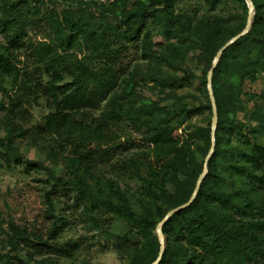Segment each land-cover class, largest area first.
Here are the masks:
<instances>
[{
    "label": "trees",
    "instance_id": "obj_1",
    "mask_svg": "<svg viewBox=\"0 0 264 264\" xmlns=\"http://www.w3.org/2000/svg\"><path fill=\"white\" fill-rule=\"evenodd\" d=\"M178 1L135 0L129 7V0H115L111 12L120 8L121 27L113 36L114 42L141 40L143 48L150 49L154 45L153 31L158 29L162 35L176 40L171 47L174 56L183 57V51L194 49L198 51V59L210 68L221 47L245 29L247 20L244 17L240 22H232L241 16H225L216 11H207L197 17L176 13L174 6ZM207 1L215 10L217 0ZM238 1L246 10L245 0ZM252 1L257 12L249 31L223 51L213 69L211 82L218 123L215 149L207 162L208 172L194 200L163 223L166 245L158 264H245L242 256L250 246L256 254L264 255V143L261 140L264 136V92H250L243 87L244 79H255L264 69V0ZM77 22L71 13L65 16V24L59 32L61 44L72 47L87 35L88 29ZM20 33L25 35L22 29ZM98 38L96 40L107 42L105 36ZM15 41L17 37L12 38L11 43ZM7 67L8 61L1 57L0 77ZM44 75L47 74L39 70L27 71L16 97L7 92L0 80V93L9 98L6 103L1 101L7 108L6 137L18 135L36 142L51 137L61 150H72L73 162L83 173L92 174L115 157L119 145L115 139L123 108L120 97L113 95L115 73L106 65L101 72L85 70L82 76L74 75L71 81L64 83L49 75L50 79H44ZM199 80L206 101L185 107L177 125H183L194 114L207 109L213 111L206 75ZM125 82L122 97L126 101L136 94L137 81L131 77ZM158 82L161 86H174L172 80L159 78ZM30 98L33 102L43 99L49 107L44 121L35 130L19 126L10 117L13 114L25 122L31 121L32 115L26 107ZM251 99L255 100L249 108L246 101ZM163 108L154 101L145 108L131 107L129 110L133 123L138 127L147 125L143 139L155 147L158 159L154 164L162 168L155 190L150 192L154 208L137 211L131 200L121 193H117L119 202L110 197L104 201L107 208L128 219L142 233L139 245L129 247L131 264H152L158 258L161 242L154 229L167 210L191 198L212 146L209 125L198 126L178 136L173 133L175 126L170 123L171 117L162 114ZM0 143L3 144L1 139ZM132 161L137 160L133 158ZM26 164L29 167L37 165L34 161ZM48 172L55 182L61 181L54 171ZM227 177L233 181L243 179V188L229 190ZM98 201L94 200V204ZM59 231L56 219L48 230L49 237ZM19 241V238H12L11 249L0 252L3 264H18L19 249H25L33 257L38 251L36 246L47 243L29 237L22 238V244ZM126 241L128 238L116 237L118 245ZM77 247V243L66 242L57 249L64 255H72Z\"/></svg>",
    "mask_w": 264,
    "mask_h": 264
},
{
    "label": "rangeland",
    "instance_id": "obj_2",
    "mask_svg": "<svg viewBox=\"0 0 264 264\" xmlns=\"http://www.w3.org/2000/svg\"><path fill=\"white\" fill-rule=\"evenodd\" d=\"M114 1L0 0V58L8 61L0 80L11 96L19 93L27 71L39 70L47 74L44 79L50 77L64 83L71 81L74 75L82 76L85 70L101 72L109 65L116 79L113 95L120 97L123 108L115 139L119 144L115 157L94 173L86 174L73 162L72 150H61L51 137L37 142L18 135L7 139V108L1 101L6 103L9 98L0 93V139L3 142L0 143V252L11 249L12 238H19L20 244L24 237L47 242L36 246L38 251L33 257L25 249H19L18 264H131L129 247L139 245L142 233L128 219L107 208L104 201L110 197L119 202L117 193H121L131 200L137 211L154 208L150 192L155 190L162 168L154 164L158 159L155 147L143 139L147 125L138 127L133 123L130 108H145L156 101L165 108L162 114L171 117L170 123L175 126L173 133L178 136L198 126L212 128L213 111L208 109L190 116L183 125L177 123L185 107L206 101L199 78L206 75L209 85L214 62L208 68L194 49L183 51V57L177 58L171 48L176 40L162 35L158 29L153 31L154 45L150 49H144L141 40L114 42L113 36L121 27L120 8L111 12ZM245 2L246 10L238 0H217L212 10L207 0H180L174 10L192 17L207 11L225 16L240 15L241 19L236 17L232 21L240 22L244 17L248 20L250 5ZM134 3L135 0H129L127 6ZM251 11L252 22L257 12L255 5ZM69 13L75 22L88 29L87 35L72 47L61 44L59 33ZM21 29L25 35L20 33ZM98 36L107 37V42L96 40ZM14 37L17 41L12 44ZM131 77L137 81L136 94L125 101L122 90ZM159 78L174 81V86H161ZM243 87L250 92H264V69L255 79H244ZM254 100L246 101L249 108L253 107ZM37 102L30 98L26 103L31 121L25 122L13 114L10 117L19 126L35 130L49 112L43 99L38 98ZM259 104L263 105V101L259 100ZM261 140L264 143V136ZM133 158L137 161L133 162ZM28 161L37 165L29 167ZM48 170L54 171L61 181L55 182ZM243 182V179L233 181L227 177L229 190L243 188ZM94 200H99L97 205ZM165 216L154 229L158 237ZM56 219L60 231L50 238L48 230ZM117 236L129 241L118 245ZM163 241L166 245L164 233ZM66 242L78 244L72 255H64L57 249ZM242 260L245 264H264V255L256 254L250 246ZM3 262L0 260V264Z\"/></svg>",
    "mask_w": 264,
    "mask_h": 264
},
{
    "label": "water",
    "instance_id": "obj_3",
    "mask_svg": "<svg viewBox=\"0 0 264 264\" xmlns=\"http://www.w3.org/2000/svg\"><path fill=\"white\" fill-rule=\"evenodd\" d=\"M247 1H248L249 5H250V12H249V15H248V20H247V24H246L245 29L241 33H239L238 35L234 36L232 39H230L228 42H226L221 47V49L218 51V53H217V55L215 57V61H214L213 67H212V69H211V71L209 73L210 75H209V85H208V87H209V94H210V99H211V103H212V108H213V125H212V131H211V135H212V146H211V150H210L208 156L206 157V162L204 164V171L201 173V175H200V177L198 179L197 185L195 187V190H194L191 198L186 203L180 204V205H178V206L170 209L168 211V213L166 214L165 218L161 221V223H160V236H159L160 242H161V249H160V253H159L158 258L152 264H158V262L162 258V255L164 253V250H165V244H164V241H163V231H162V225H163V223L168 218H170L173 214H175L176 212H178V211L184 209L185 207H187L194 200L196 194L199 191V188H200V185H201V181H202V179L205 177V175L208 172L207 162L210 159V157L213 154L214 149H215V134H216V128H217V123H218L217 106H216L215 96H214V93H213L211 77H212V74H213V69L216 67L218 61L220 60V58H221V56L223 54V51L229 45H231L232 43H234L235 41H237L240 37H242L243 35H245L249 31V29H250L251 18H252V11H251V9L254 8V3H253L252 0H247Z\"/></svg>",
    "mask_w": 264,
    "mask_h": 264
}]
</instances>
